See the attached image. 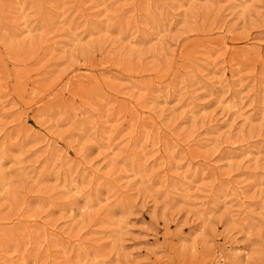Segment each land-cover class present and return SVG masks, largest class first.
Returning a JSON list of instances; mask_svg holds the SVG:
<instances>
[{"label":"rangeland","instance_id":"1","mask_svg":"<svg viewBox=\"0 0 264 264\" xmlns=\"http://www.w3.org/2000/svg\"><path fill=\"white\" fill-rule=\"evenodd\" d=\"M0 264H264V0H0Z\"/></svg>","mask_w":264,"mask_h":264}]
</instances>
